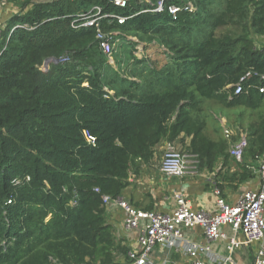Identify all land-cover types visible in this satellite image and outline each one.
<instances>
[{"label": "trees", "instance_id": "obj_1", "mask_svg": "<svg viewBox=\"0 0 264 264\" xmlns=\"http://www.w3.org/2000/svg\"><path fill=\"white\" fill-rule=\"evenodd\" d=\"M125 1L5 0L18 11L0 36V264L127 262L104 197L124 200L130 173L165 143L196 155L222 196L252 178L245 163L225 171L230 142L210 134L203 106L264 108V0H170L160 12V0ZM92 13L98 27L82 26ZM261 114L245 162L264 154Z\"/></svg>", "mask_w": 264, "mask_h": 264}, {"label": "built area", "instance_id": "obj_2", "mask_svg": "<svg viewBox=\"0 0 264 264\" xmlns=\"http://www.w3.org/2000/svg\"><path fill=\"white\" fill-rule=\"evenodd\" d=\"M160 0L156 11L163 10L165 2ZM5 5V0H0V12ZM115 5L124 8L125 0H115ZM101 11L100 8H95ZM179 8L169 7V12L176 15ZM119 24L125 22V18L117 16ZM84 27H98V17L93 13L83 18ZM1 36V17H0ZM102 41L101 47L111 63L114 45L112 38L99 34ZM2 52V51H1ZM0 52V57H1ZM264 93V87L259 90ZM243 88L238 85L235 94H241ZM235 131L225 127L224 138L230 142V155L241 162L244 151L248 147V140L242 136L233 141ZM89 141L95 138L89 136ZM164 156L160 164V172L170 178H184L199 173V161L196 155L174 144H167ZM259 188L247 189L242 192L234 203L224 198L221 192L214 188L216 197V209L212 211L194 210L182 193H175V208L172 212L145 211L132 207L122 199L111 200L104 197L106 205L116 204L124 212V226L127 231L138 230V246L130 249L128 261L118 264H156L154 256L157 250L164 253L165 259L161 264H237L233 256L235 252L244 246L256 247L252 264H264V154L258 158ZM199 227L208 241L207 245L193 242L187 239L188 229ZM228 227L232 231L229 237L223 228ZM225 242L228 255L217 257L213 255L212 243ZM180 255V260H173L171 255ZM205 256L207 258H204Z\"/></svg>", "mask_w": 264, "mask_h": 264}, {"label": "crops", "instance_id": "obj_3", "mask_svg": "<svg viewBox=\"0 0 264 264\" xmlns=\"http://www.w3.org/2000/svg\"><path fill=\"white\" fill-rule=\"evenodd\" d=\"M39 2H47L50 0H38ZM10 5L9 3H7ZM6 4V5H7ZM5 6V5H4ZM14 14V13H13ZM12 14V15H13ZM1 23L2 26L9 20L11 17L9 14L3 12L1 14ZM144 47L143 44H140V48ZM139 51H142L141 49ZM144 51V49H143ZM142 51V52H143ZM110 63V62H109ZM220 116V117H219ZM219 116H216V120L218 124H220L221 131L220 137L223 135V131L225 127H229L228 120L225 115L219 113ZM212 128V129H211ZM209 126L210 132L213 133V130L218 129V126ZM232 128V126H231ZM235 134L232 137L233 141H237L242 136L247 138V133H244L237 125L234 126ZM214 130V131H215ZM224 138V135H223ZM225 139V138H224ZM184 146H187L190 143L189 138H185ZM166 143L159 146L160 149H165ZM231 148V145H230ZM157 150V149H156ZM245 153V151H244ZM230 154V150H229ZM231 156V155H230ZM244 154L242 157V161L239 162L232 156L228 160V165L225 168V171H230L231 173L238 171L240 165L248 164L247 167L252 172V178L243 182L241 185H237L236 189H233L231 185H226L224 190V198H226L229 202L234 203L238 196L247 189H257L259 188L260 182L257 173L258 169V159L256 161H251L249 159L243 160ZM222 162H219L216 171L220 168ZM151 165V163H150ZM154 167V166H153ZM148 165L142 164L140 166V173L136 175L131 172L129 177L130 185L125 190L124 196L122 197L124 200L128 201L131 205L138 209H152L159 212L169 213L172 212L175 208V193H182L186 199L189 201L190 205L194 210H206L212 211L216 209V197L213 193L214 185L213 178L215 176L208 171H199L198 174L189 175L182 179L180 178H170L164 176L160 172V167L157 168V164H155V169H151L150 178H145V173L148 171ZM148 176V175H147ZM256 176V177H255ZM236 185L237 183H233ZM225 185V183H224ZM107 221L112 224L115 228V235L118 241H120L123 245L128 246L130 249H135L138 246V236L139 231H127L124 226V212L118 207L116 204H111L107 209ZM223 231L229 236L232 237V231L230 228L225 227ZM186 237L188 240L193 242H198L203 245H207L208 241L204 237L203 231L199 227H194L188 229L186 231ZM225 242H217L211 244V249L213 251V255L217 257L227 256V250L225 247ZM256 247H247L244 246L241 249L237 250L233 256L234 260L237 264H252L253 263V255ZM166 254L160 253V250H157L154 256V261L156 264H161L165 259ZM173 260H180V255L173 254L171 255ZM207 258L205 256H202Z\"/></svg>", "mask_w": 264, "mask_h": 264}, {"label": "rangeland", "instance_id": "obj_4", "mask_svg": "<svg viewBox=\"0 0 264 264\" xmlns=\"http://www.w3.org/2000/svg\"><path fill=\"white\" fill-rule=\"evenodd\" d=\"M17 8L15 6H13L12 4L10 5H3L2 9H1V14L4 12L6 14H9L10 16H12L13 13L17 12ZM256 44L258 46H264V39H258L256 38ZM140 48V45L138 46V49ZM145 48V46L141 47L140 49L143 51V49ZM142 51H136V55L138 57H142L143 52ZM111 64L115 67L118 68L119 67V63L118 61H116L115 57L111 56ZM204 110H205V114L208 115V125L211 127L213 126H218L220 127V124H218V121L216 120V116H219V113H222L223 115L226 116L227 120H228V125H231L232 128L234 126H238L241 130L245 131L246 128L248 127V125L250 123H254L257 122L258 120V116L262 115L261 112H264V108L262 109L261 112H254V111H250L247 109H242V108H237V109H232V110H228V109H224L220 106H215L213 103L210 102H206L204 103L203 106ZM209 110V111H206ZM220 117V116H219ZM230 126V128H231ZM212 129V128H211ZM211 135H213L212 132H210ZM223 136V135H222ZM165 149H160L159 147L156 150V153L154 155V159H152L151 165L148 164V171L147 173H145V178H150L151 175V169H155V164H157V168L160 167V164L162 162L163 156H164V151ZM154 166V167H153ZM148 175V176H147ZM256 177V176H255Z\"/></svg>", "mask_w": 264, "mask_h": 264}, {"label": "water", "instance_id": "obj_5", "mask_svg": "<svg viewBox=\"0 0 264 264\" xmlns=\"http://www.w3.org/2000/svg\"><path fill=\"white\" fill-rule=\"evenodd\" d=\"M48 66H49V61H47V62L44 64V68H45V70L48 68Z\"/></svg>", "mask_w": 264, "mask_h": 264}, {"label": "bare ground", "instance_id": "obj_6", "mask_svg": "<svg viewBox=\"0 0 264 264\" xmlns=\"http://www.w3.org/2000/svg\"><path fill=\"white\" fill-rule=\"evenodd\" d=\"M123 18H124V17H123ZM117 21H118V20H117ZM49 63H50V61H49ZM43 69H45L44 66H43Z\"/></svg>", "mask_w": 264, "mask_h": 264}]
</instances>
